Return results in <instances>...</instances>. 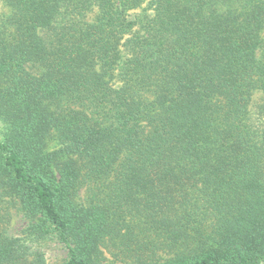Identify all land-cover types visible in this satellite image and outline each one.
I'll return each instance as SVG.
<instances>
[{"label":"trees","instance_id":"1","mask_svg":"<svg viewBox=\"0 0 264 264\" xmlns=\"http://www.w3.org/2000/svg\"><path fill=\"white\" fill-rule=\"evenodd\" d=\"M0 1V201L30 235L60 264H264V0ZM8 217L0 264H45Z\"/></svg>","mask_w":264,"mask_h":264},{"label":"rangeland","instance_id":"2","mask_svg":"<svg viewBox=\"0 0 264 264\" xmlns=\"http://www.w3.org/2000/svg\"><path fill=\"white\" fill-rule=\"evenodd\" d=\"M10 13V8L8 5L0 1V24L8 17ZM152 14L148 3L142 5L141 8L131 11L132 16L142 15V14ZM264 102V93L255 92L252 97V102L250 104L251 117L252 119H257L258 107ZM7 123L0 117V140H3L7 132ZM58 148V142L53 136L49 139L47 145V151H52ZM7 197H3L0 201V206L5 209L9 215L8 228L12 235L19 237V239L27 245L31 251L41 252L45 259V264H60L64 262L67 258V250L65 246L59 242V240L54 235L48 236H33L28 232L29 226L33 223L31 219L21 208L18 201L11 197V201Z\"/></svg>","mask_w":264,"mask_h":264}]
</instances>
